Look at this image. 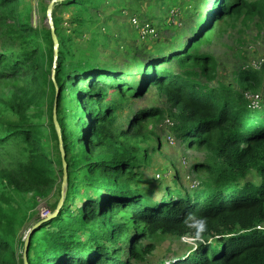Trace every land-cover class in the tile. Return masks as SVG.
Instances as JSON below:
<instances>
[{"label": "trees", "instance_id": "16d2710c", "mask_svg": "<svg viewBox=\"0 0 264 264\" xmlns=\"http://www.w3.org/2000/svg\"><path fill=\"white\" fill-rule=\"evenodd\" d=\"M250 1L204 0L205 13L197 14L200 22L190 27V37L151 56L138 39L157 35L154 19L148 21L154 35L136 31L139 43L119 45L97 11L105 7L115 15L140 16L122 11L113 0L55 3L61 13L54 12V37L51 29L32 26L29 4L21 8L20 0H0V33L10 36L0 49V80L7 87L0 98V264H24L23 256H16L15 225L36 198L47 197L56 186L61 193L62 176V205L33 230L27 264H144L157 237L195 240L198 233L203 242L195 241L169 264H264V107H250L244 96L260 90L264 62L259 70L238 71L236 91L211 84L216 63L200 52L215 24L226 17L243 14L264 21V2ZM64 12L68 28L60 26ZM99 46L123 51L108 49L110 63L104 64ZM118 56L129 59L134 72L116 65ZM68 86L80 110L72 114L74 128L67 123ZM150 88L165 98L168 110H137L120 127L119 113ZM46 97L47 128L61 147L57 158L48 152L39 122ZM164 114L179 142L206 151V160L194 166L206 179L192 192L166 187L155 200L152 187L142 184L149 153L139 143L147 138V125ZM251 174L258 183L246 181ZM76 199L82 203L74 214L70 207Z\"/></svg>", "mask_w": 264, "mask_h": 264}, {"label": "rangeland", "instance_id": "374dc122", "mask_svg": "<svg viewBox=\"0 0 264 264\" xmlns=\"http://www.w3.org/2000/svg\"><path fill=\"white\" fill-rule=\"evenodd\" d=\"M63 0H20L21 8L24 4H29L28 15L30 16V22L32 26L38 29H52L54 21V12L57 17L60 15L59 9H54L53 5ZM117 3L118 7H121L122 11L136 13L140 16L141 21H149L153 18V24L157 25V35L155 37H147L146 40L140 38L138 41L143 45L147 51L154 55L155 50L168 48L169 45L174 47L184 42L190 37L193 30L190 27H194L196 23L200 22L197 14L205 13L204 0H113ZM260 1V0H251ZM264 2V0H261ZM94 13V11H92ZM66 12L61 14L62 23L60 26L68 28L69 23ZM101 21H105L104 24L118 42L122 45L124 42H130L135 40L137 43V34L134 27L130 25L131 15L112 14L111 10L103 7L97 11ZM67 17V18H65ZM111 17V18H107ZM103 24V23H102ZM100 25V24H99ZM94 25V28L102 29L101 26ZM89 29L93 28V25L87 26ZM155 31V32H156ZM104 32H106L104 30ZM9 35L0 33V49L4 46V43L9 41ZM89 33L81 37L83 40H87ZM111 37V36H110ZM113 40V39H110ZM208 42L200 47L201 53H206L211 56L216 63V79L211 84L217 83L230 85L236 91H240V88L236 84L235 76L238 71L243 70L252 61L264 60V21L259 17H249L241 15L237 18H224L222 21L217 22L213 30L208 34ZM144 42V43H143ZM181 43V44H182ZM17 46V45H16ZM99 50L103 53L101 59L104 64H109L110 59L107 58L109 50L115 48L110 46L108 49L100 46ZM150 48V49H149ZM115 49L120 50L116 46ZM135 50V49H134ZM154 50V51H153ZM153 52V53H152ZM55 56V51H53ZM118 55V53H117ZM121 55V54H120ZM107 58V59H105ZM130 58V57H129ZM114 61V60H113ZM116 65H122L128 70L134 72L133 66L129 63V59L118 56L116 58ZM53 61V66H54ZM56 64V63H55ZM52 66V68H53ZM50 80H53V70L50 74ZM6 81L0 80V98L3 97V93L6 91ZM256 94L259 96V102L264 107V74L262 79L261 88ZM74 93L69 86L67 87L66 96L68 101L66 107L69 111V118L67 119L68 127L74 128L76 124V117L72 114L79 113L80 110L74 108L75 102L71 101ZM254 100V97L249 94L248 98ZM40 104L39 109L44 111V114L39 119L42 125L43 141L47 143L48 152L51 151L53 157L57 158V152L60 151V145H57L55 139L49 133L47 128L48 121V108L49 97L44 98ZM157 107L165 112L168 110V105L163 96H159L153 88H150L145 95L140 98L132 99L129 104L126 105L122 112L117 117V124L120 127L126 125L129 117L133 112L143 108ZM4 113L3 107L0 104V116ZM5 118L9 119L11 116L5 112ZM165 118H169L166 114L159 121H153L152 124H148L147 138L141 141L140 147L149 153V159L143 164L145 168L141 169L142 172V184L145 186H151L153 192V199L158 200L163 197V190L166 187L183 189L192 192L193 189H199L202 182H205L206 174L204 171H199L194 168L195 165L202 163L207 158L205 150H199L195 147H187L186 144L179 142L174 137L171 128L164 123ZM58 132V130H57ZM81 132V131H80ZM75 136H79V130L74 132ZM50 134V135H49ZM174 137V142H170L169 137ZM142 155V152L140 153ZM62 155V152H61ZM2 163L4 159L1 160ZM2 166V165H1ZM64 167V166H63ZM55 169L58 171L60 167L55 164ZM63 169V168H62ZM61 181V193H59L58 187L51 191L45 198H36L35 203L32 204L31 209H28L27 217L20 221L21 224L16 223L15 232V246L16 256L21 259L23 256V243L25 242L30 230H34L38 225H41L47 217L54 216L63 201V194L65 190V176L60 177ZM246 181L258 183L259 180L253 174L249 175ZM196 183V186L192 187V184ZM30 195H26L29 197ZM81 199H76L73 205L70 207L71 211L75 214V208L81 205ZM19 221V220H18ZM85 238V236H82ZM195 245V240L192 237L177 238L174 236L166 235L159 236L154 240V250L147 258V263L144 264H169L170 261H176L182 255L187 253Z\"/></svg>", "mask_w": 264, "mask_h": 264}, {"label": "built area", "instance_id": "2783aa9c", "mask_svg": "<svg viewBox=\"0 0 264 264\" xmlns=\"http://www.w3.org/2000/svg\"><path fill=\"white\" fill-rule=\"evenodd\" d=\"M130 25L134 27V29L139 33L140 36H148V35H154V29L150 28V25L147 21H141L138 17L133 16L130 18ZM264 60H258V61H252L247 67L252 70H259L263 64ZM252 95L254 97V100H251L248 96ZM245 99L249 102L250 107H259V96L255 93L247 92L244 94ZM165 124H167L170 128L173 126V123L167 118L164 121ZM170 142H174V137H169ZM196 186V183L192 184V187Z\"/></svg>", "mask_w": 264, "mask_h": 264}, {"label": "water", "instance_id": "95a60500", "mask_svg": "<svg viewBox=\"0 0 264 264\" xmlns=\"http://www.w3.org/2000/svg\"><path fill=\"white\" fill-rule=\"evenodd\" d=\"M51 32H52V36L54 37V32H53V28L51 29ZM53 120L55 121V113L53 111ZM62 163L64 164V159H63V156H62ZM63 173L65 174L66 173V169L65 167H63ZM55 216V215H54ZM53 216H48L47 219L51 218ZM33 230H30L28 235H27V238L25 240V249H24V252H23V261H24V264H27L26 262V253H27V244L29 242V239H30V236L32 234Z\"/></svg>", "mask_w": 264, "mask_h": 264}, {"label": "clouds", "instance_id": "9594fccd", "mask_svg": "<svg viewBox=\"0 0 264 264\" xmlns=\"http://www.w3.org/2000/svg\"><path fill=\"white\" fill-rule=\"evenodd\" d=\"M206 225V221L203 222ZM195 241L198 242H203L202 234L198 233L197 236L195 237Z\"/></svg>", "mask_w": 264, "mask_h": 264}, {"label": "crops", "instance_id": "0c3cea01", "mask_svg": "<svg viewBox=\"0 0 264 264\" xmlns=\"http://www.w3.org/2000/svg\"><path fill=\"white\" fill-rule=\"evenodd\" d=\"M126 15V14H125Z\"/></svg>", "mask_w": 264, "mask_h": 264}]
</instances>
